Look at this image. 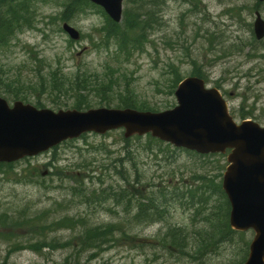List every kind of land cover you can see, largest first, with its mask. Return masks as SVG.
I'll return each mask as SVG.
<instances>
[{
    "label": "rangeland",
    "instance_id": "1",
    "mask_svg": "<svg viewBox=\"0 0 264 264\" xmlns=\"http://www.w3.org/2000/svg\"><path fill=\"white\" fill-rule=\"evenodd\" d=\"M141 1L123 2L118 30L126 28L125 10L154 6ZM160 2L159 23L138 28L139 43L146 39L135 50L129 41L124 48L118 34L108 36V16L98 9L64 20V0H31L33 26L0 44V68L14 86L11 93L53 110L55 99L66 101L61 108H76V101L83 99L95 108L132 104L159 111L176 104L173 80L197 69L209 86L220 84L237 121L246 114L264 124V38L257 40L253 31L254 12L258 9L264 18V2ZM5 9L0 5V14ZM66 22L78 30V39L64 31ZM77 75L82 85L75 84ZM123 133L88 134L18 161L11 172L0 171V264H60L75 251L80 264H242L254 232L232 230L219 208L222 197L211 193L216 192L222 168L216 165L223 166L222 157L202 158L162 141L152 142L155 149H149L147 136L126 141ZM119 193L124 196L120 202ZM155 197L164 218L138 223L140 200L147 203ZM66 218L73 220V227L67 228ZM109 224L104 249H85L83 233ZM169 226L183 230L186 251H196V256L172 255L165 249ZM39 242H70L72 247L44 248L42 253L30 249Z\"/></svg>",
    "mask_w": 264,
    "mask_h": 264
},
{
    "label": "water",
    "instance_id": "2",
    "mask_svg": "<svg viewBox=\"0 0 264 264\" xmlns=\"http://www.w3.org/2000/svg\"><path fill=\"white\" fill-rule=\"evenodd\" d=\"M91 1L102 6L112 20L121 21L123 0ZM256 16L254 31L261 39L264 20L259 12ZM63 28L71 38H79V32L68 23ZM175 96L178 104L159 112L133 108L54 111L19 100L11 106L0 96V162L38 155L83 132L118 128L125 129V137L151 133L202 154L231 148L223 184L232 205L230 225L255 232L244 264H264V126L253 120L238 124L220 91L207 87L202 78L183 79Z\"/></svg>",
    "mask_w": 264,
    "mask_h": 264
},
{
    "label": "trees",
    "instance_id": "3",
    "mask_svg": "<svg viewBox=\"0 0 264 264\" xmlns=\"http://www.w3.org/2000/svg\"><path fill=\"white\" fill-rule=\"evenodd\" d=\"M31 0H0V5L6 7L5 11L1 12L0 14V44H7L10 39L13 37V35L19 33L21 30L25 28H31L33 25V15L35 13V9L31 10V6L29 5V2ZM161 0H143L141 1L142 5L149 4L152 5L154 4L153 7H150L149 10H141V6H139V10H136V8H129L128 10L124 11V26L126 27L124 31L118 30L117 28L119 27L118 23H115L112 21L110 18L107 16V22L105 26V32H107L109 37H114L115 35H119L121 40V43L123 44V47H126L127 41L133 42L134 47L136 48L135 50L142 49V44L144 39L139 43V29H146V28H151L154 26L156 23H159L161 19V5L162 3L160 2ZM156 6V7H155ZM98 9L100 10L103 15H105L104 10L92 3L89 0H64L63 3V9L60 13H62V17L64 20H70L72 19L76 14L79 12H86L88 9ZM138 29V33L134 35V37H131V32H135ZM134 33V34H135ZM199 71V70H198ZM194 74L203 76L200 72L194 71ZM58 73L53 72L52 76L53 78H56ZM7 76L8 73L4 72L2 68H0V95L4 97H11L13 100H18L20 98L19 94H13L11 91L14 90V86L11 85L9 81H7ZM79 75L76 76V85H82L81 81L78 79ZM174 83L172 84L171 91H174V88L176 87L178 80H173ZM80 87L78 86V89ZM105 100H101L102 103H104ZM37 106L43 107V105L40 104V101H36ZM62 104H65L67 106L66 101L63 99L62 101L54 100V107L55 108H60ZM108 105L110 104L109 102L107 103ZM90 107L88 102H86L83 99H78L76 101V108L82 109L84 107ZM120 107V105H119ZM126 107H135L138 108L132 104H126ZM138 109H143V108H138ZM147 138L149 139L148 143V148H154L152 145V142L157 141L161 142L160 140L150 136L146 135ZM136 138H139V136H135ZM124 140L128 141L129 139ZM169 145V144H168ZM54 149V148H53ZM155 149V148H154ZM14 164L15 163H0V171L2 173H7L11 172L14 169ZM126 181H128L125 178ZM190 192L192 191L191 189L189 190ZM128 193L126 196H128ZM160 195H165L164 192H160ZM124 196L121 195L120 193L118 194V199L120 202V199H123ZM147 203L144 202L143 200H140L137 210H136V216L135 219L136 221L142 222H157L161 221L164 218L163 210L161 209V205L156 204V201L158 200L157 197L153 199H147ZM151 203V206H150ZM128 207V214L131 211V208ZM226 219L228 218V210H224ZM151 215V216H150ZM3 218H7V214L3 216ZM20 219H24L25 216L19 217ZM15 220V219H13ZM72 219L66 218V224L67 228L73 227L72 226ZM225 226L228 227V224L225 223ZM106 229H102L100 227H93L89 228L86 233H83V236L81 237L80 242L83 244L85 249H95L96 251L104 249V245H107L106 238L110 237V229L111 225H107ZM118 227L115 224V228ZM126 235V233H124ZM121 237V236H120ZM123 236L120 238L122 239ZM24 240L28 242V237L24 236ZM118 240V238L115 236V241ZM163 240L165 242V249L171 253L172 255L176 254H181L182 256H188V257H193L196 256V251L193 253L187 252L186 248L188 246V241L185 239V234H183V230L179 227L175 226H169L167 234L163 236ZM70 242L61 244L60 242H57L56 244H50V242H39L37 246H31L30 249L34 251H38V253H42L44 248H49V249H58V248H65L69 247L71 248L72 246L69 245ZM202 245H204L206 248L209 246V244L202 242ZM76 251L74 253H70L68 256L64 258V260L60 264H80L78 262L77 258L79 257L75 255ZM241 264V263H240Z\"/></svg>",
    "mask_w": 264,
    "mask_h": 264
},
{
    "label": "flooded vegetation",
    "instance_id": "4",
    "mask_svg": "<svg viewBox=\"0 0 264 264\" xmlns=\"http://www.w3.org/2000/svg\"><path fill=\"white\" fill-rule=\"evenodd\" d=\"M223 96L225 97L224 94H223ZM225 99L227 100L226 97H225ZM227 102H228V105L230 106V103H229L228 100H227ZM230 108H231V106H230ZM230 151L231 150L229 148H227L224 152L211 153L208 156H205V157H208V159L212 155H218V156L222 157V161H223V164L222 165L223 166H220L219 167L218 165H216V168H221L222 167L221 170L219 171V173L216 175V179H217L216 190H215L216 192H213L211 190V193L213 195H215V194L218 195L219 194L222 197L219 208L220 209H223V210H230L231 209V202L228 199V197H227L226 193L224 192V190L222 189V187H223V179H224V171H225L226 166L228 164L227 157H228V154H229ZM217 186H219L218 189H217Z\"/></svg>",
    "mask_w": 264,
    "mask_h": 264
}]
</instances>
